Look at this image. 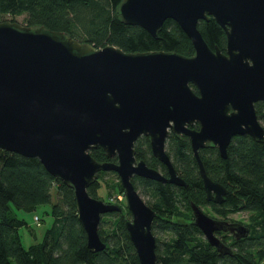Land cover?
I'll use <instances>...</instances> for the list:
<instances>
[{"label": "water", "instance_id": "water-1", "mask_svg": "<svg viewBox=\"0 0 264 264\" xmlns=\"http://www.w3.org/2000/svg\"><path fill=\"white\" fill-rule=\"evenodd\" d=\"M119 11L125 22L154 36L167 18L175 19L195 53L96 46L44 25L0 20V152L38 157L51 175L74 189L93 252L107 246L99 233L103 215L122 207L91 196L88 188L100 171H115L140 262L158 264L156 211L133 177L187 187L165 148L170 130L184 133L191 138L207 200L224 202L228 189L209 176L199 149L211 142L227 157L234 135L264 141L256 108L264 101V0H122ZM210 16L225 29V50L212 47L198 27ZM195 121L199 129L189 126ZM144 134L169 176L136 157L135 142ZM98 145L118 161L97 160L90 149ZM191 206L195 225L220 255L233 254V248L217 231L230 230L238 239L249 235L245 224L216 219L195 202Z\"/></svg>", "mask_w": 264, "mask_h": 264}, {"label": "trees", "instance_id": "trees-1", "mask_svg": "<svg viewBox=\"0 0 264 264\" xmlns=\"http://www.w3.org/2000/svg\"><path fill=\"white\" fill-rule=\"evenodd\" d=\"M121 2L0 0V13L9 14L11 20H17L16 15H23L24 23L62 30L96 46L113 44L134 52L195 53L191 38L178 21L167 18L158 36H154L143 26L127 23L121 18ZM198 27L212 47L219 45L225 50V29L213 16L200 19ZM256 108L259 117L264 118V101H257ZM175 139L172 135L168 151L178 173L188 182L187 187L133 177L136 188L148 196L144 200L157 212L152 228L157 239L158 264H263L264 141L249 134H238L231 140L227 157H222L216 146L200 151L209 176L228 189L224 202L217 204L207 200L189 138ZM147 141V135L138 139L137 157L167 173ZM90 152L102 162L115 160L108 157L100 145L93 146ZM108 174H115V178L106 177ZM103 188L106 191L104 196L100 194ZM88 191L91 196L104 198L110 203L113 194L124 195L115 171H100ZM116 201L119 202L117 198ZM192 202L203 208L210 206L214 217L228 218L242 210L252 212L250 224H245L250 229L249 235L231 243L233 254L220 255L204 237L194 223ZM44 204H51L53 222L41 241L25 246L19 229L28 222L19 218L12 206L33 212ZM127 215L131 217L128 208L103 215L99 233L107 246L102 251L93 252L79 220L74 189L51 175L38 157L5 149L0 152V264H141L126 227ZM107 216L111 218L106 220ZM160 232L168 235L162 238L158 235ZM31 233L36 234L34 230ZM222 240L227 243L233 241V237L225 233Z\"/></svg>", "mask_w": 264, "mask_h": 264}, {"label": "rangeland", "instance_id": "rangeland-1", "mask_svg": "<svg viewBox=\"0 0 264 264\" xmlns=\"http://www.w3.org/2000/svg\"><path fill=\"white\" fill-rule=\"evenodd\" d=\"M9 18H10L9 14L0 13V20L9 19ZM15 18L18 21H23V15H16ZM260 119H261V122L264 124V118H260ZM106 177L115 178V174H108V175H106ZM104 189L105 188H103V190L101 189V192H100V194L102 196L106 195V191ZM138 191L141 194V196L143 197V199L148 198V196L145 195L142 192V190H138ZM116 198L119 200L120 203L118 201H116ZM102 199H104V198H102ZM55 200H56V196L53 197V201H55ZM112 202L120 204L122 207V210L127 208L126 207L127 202H126L125 195L113 194ZM203 209L207 213L212 215L210 206L204 207ZM12 211L19 218H25L28 222V225H25L23 228L19 229V233H21L22 240H23V243L25 246H29L30 244H32L34 242L41 241L44 237V233H45L46 229L49 226H51V224L53 222V217L50 213L51 212V204L41 205L33 212H26L23 210H19V209H16L15 207L12 206ZM36 215H38L41 219L40 224H37V222L35 221ZM251 215H252L251 211L242 210V211H238V212H234V213L230 214L228 218L230 220L243 222V223L248 225L251 222V219H250ZM127 217L130 218V216H128V215H127ZM216 217H218V216H216ZM110 218H111L110 216H107L106 220H108ZM105 225H107V224H105ZM31 230H34V232L36 234L33 235L31 233ZM158 235L161 236L162 238H166V236L168 234L160 232Z\"/></svg>", "mask_w": 264, "mask_h": 264}, {"label": "flooded vegetation", "instance_id": "flooded-vegetation-1", "mask_svg": "<svg viewBox=\"0 0 264 264\" xmlns=\"http://www.w3.org/2000/svg\"><path fill=\"white\" fill-rule=\"evenodd\" d=\"M194 86L195 85H193V88H194ZM196 87V86H195ZM195 89V88H194ZM197 92H198V88L196 87V89H195ZM189 126L190 127H192V128H196V129H199L200 128V122L199 121H195V122H193V123H190L189 124ZM144 135H147L148 136V143L147 144H149V148L151 149V151H152V153H153V149H152V146H151V142H150V136L148 135V134H144ZM172 135H174L175 137H176V141H178V140H180V139H183L184 138V136H187L188 138H189V141H190V144H191V138H190V136H188V135H186V134H184V133H181V134H178V133H175V132H173L172 130H170L169 131V134H168V136H167V138H166V142H165V148H166V151H167V153L169 154V156L171 157V161H172V164H173V157H172V155H170V153H169V151H168V149H169V142H170V139H171V136ZM238 135V134H237ZM142 136V135H141ZM140 136V137H141ZM234 136H236V135H234ZM233 136V137H234ZM139 137V138H140ZM233 137H232V139H233ZM138 138V139H139ZM138 139L136 140V142H135V149H136V145H137V142H138ZM147 144H146V146H147ZM230 145V144H229ZM210 146H216L217 148H218V146L217 145H215V144H213V143H211V142H207L203 147H201L200 149H199V152L201 151V150H203L204 148H207V147H210ZM191 147H192V144H191ZM229 148V147H228ZM192 149H193V147H192ZM218 150H219V148H218ZM136 151H137V149H136ZM194 152V151H193ZM219 153H220V151H219ZM135 154H136V152H135ZM228 154H229V152H228ZM153 155L156 157V158H158L154 153H153ZM195 155V154H194ZM200 155H201V152H200ZM221 155V154H220ZM222 156V155H221ZM136 157H137V155H136ZM196 157V156H195ZM223 157V156H222ZM110 158H115V160H112V161H115V162H117L118 161V156L117 155H113V156H111ZM138 158V157H137ZM202 158V157H201ZM138 160H141V158H138ZM143 160H144V158H143ZM158 160H159V158H158ZM196 160H197V158H196ZM160 161V160H159ZM145 162H146V160H145ZM165 167H166V171H167V173H165V171L162 169V168H156V167H153V166H150L147 162V165L148 166H150V167H152V168H155V169H158L163 175H165V176H169V171H168V167H167V165L166 164H164L162 161H160ZM197 164H198V162H197ZM174 165V164H173ZM205 165V164H204ZM174 167H175V165H174ZM176 169V168H175ZM177 170V169H176ZM198 170H199V165H198ZM207 170V169H206ZM178 172V171H177ZM199 173H200V170H199ZM179 174V173H178ZM180 175V174H179ZM201 175V174H200ZM135 176H137V175H135ZM181 176V175H180ZM140 177V176H139ZM148 179V178H147ZM203 180V179H202ZM169 184H172V183H169ZM175 185V184H174ZM146 202V201H145ZM213 202V201H212ZM147 203V202H146ZM215 203V202H214ZM223 203V202H222ZM218 204V203H217ZM151 207V206H150ZM152 208V207H151ZM202 209H203V207H201ZM204 210V209H203ZM205 211V210H204ZM206 212V211H205ZM207 213V212H206ZM207 214H209V213H207ZM156 215H157V212H156ZM210 216H212L211 214H209ZM212 217H214V216H212ZM131 218V217H130ZM214 218H216V219H220V220H225V221H228V222H238V221H233V220H230L229 218H222V217H214ZM154 221V220H153ZM240 223H243V222H240ZM243 224H245V223H243ZM152 226H153V224H152ZM225 233H228V234H230L232 237H233V241H230V242H225L227 245H229V246H231V247H233V244H231V243H234V242H236V241H239V240H241L242 238H240V239H238V238H236L235 237V235L230 231V230H219V231H217L216 232V234L221 238V240H222V236H224L225 235ZM224 241V240H223Z\"/></svg>", "mask_w": 264, "mask_h": 264}, {"label": "built area", "instance_id": "built-area-1", "mask_svg": "<svg viewBox=\"0 0 264 264\" xmlns=\"http://www.w3.org/2000/svg\"><path fill=\"white\" fill-rule=\"evenodd\" d=\"M35 221L37 222V224H40L41 219L38 215L35 216ZM263 264H264V262H263Z\"/></svg>", "mask_w": 264, "mask_h": 264}]
</instances>
